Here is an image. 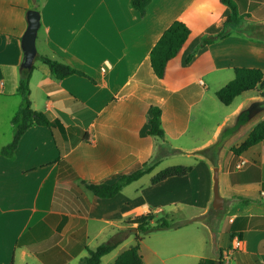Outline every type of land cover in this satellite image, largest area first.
Returning <instances> with one entry per match:
<instances>
[{
  "label": "crops",
  "instance_id": "obj_1",
  "mask_svg": "<svg viewBox=\"0 0 264 264\" xmlns=\"http://www.w3.org/2000/svg\"><path fill=\"white\" fill-rule=\"evenodd\" d=\"M254 5L264 11V0H249L250 15ZM31 10L41 15L31 106L65 131L33 126L10 160L2 149L13 140L11 122L23 100L22 38ZM231 14L221 0H152L145 17L131 0H0V264H85L89 250L126 231L122 244L101 261L114 264L142 239L137 226L131 233L125 221L149 213L172 227L141 241L145 264L221 258L223 264H264V141L240 156L232 151L264 121L263 111L232 131L241 114L264 99V88L237 97L226 111L206 105L209 99L216 104V93L235 79V69L264 72V40L233 26L226 38L198 48L202 38L224 30ZM175 21L189 25L192 34L159 79L151 51ZM37 57L89 77L59 80ZM153 108L162 111L163 139L148 134ZM208 111L223 112L221 121L211 137L196 139L195 131L207 129L202 119ZM216 145L215 164L202 152ZM61 153L79 183L114 184L145 165L153 171L115 198L101 199L82 185L78 194L66 189L72 174L61 177ZM170 156L193 159L182 164L193 171L153 185Z\"/></svg>",
  "mask_w": 264,
  "mask_h": 264
},
{
  "label": "trees",
  "instance_id": "obj_2",
  "mask_svg": "<svg viewBox=\"0 0 264 264\" xmlns=\"http://www.w3.org/2000/svg\"><path fill=\"white\" fill-rule=\"evenodd\" d=\"M152 0H131V6L139 11L142 17L147 14V8ZM221 3L228 6L232 14L228 18L224 30L216 36L202 38L198 48L205 47L226 38L229 35V29L233 26H239L245 20L250 18L248 13L249 0H221ZM251 38L264 40V25L254 26L252 25L246 32ZM192 34V29L189 25L182 21H175L161 36L157 44L151 51V65L159 79H164L167 74V68L169 63L176 58L184 45L188 41ZM194 54H191L187 63H190ZM38 60H42L47 64L51 70V73L59 80H63L73 75L82 77H89L82 71L72 68L64 63L51 60L47 57H37ZM34 67H24L21 72V79L18 87V92L22 96V104L19 111L12 119L13 126V140L10 144L6 145L2 149V155L7 159H13L15 151L17 150L19 143L25 133L33 126L48 127L51 130L61 129L65 131V128L59 121H51L44 113L35 111L30 102V80ZM92 80V79H91ZM94 82V80H92ZM264 88V72L259 69L238 68L235 69V79L228 85L220 89L216 93V97L224 106H230L237 97L244 93L251 91H260ZM162 111L159 108L152 109V116L149 120L150 128L148 134L150 136H157L165 138V131L162 128ZM246 121L241 117L236 125L232 128V131L238 130L241 125H244ZM264 141V121L257 124L247 140L239 147L233 148L232 151L236 156H240L250 148L260 144ZM217 146V145H216ZM219 146V145H218ZM213 149L210 148L202 153L207 157L212 158L213 162H217V154H213ZM217 153V151H215ZM58 163L61 167V177L65 172L73 174L71 167L67 166L63 160V154L58 159ZM193 166H172L164 169L153 176L151 182L153 185L160 184L170 178H182L188 176L193 171ZM153 167L145 165L143 168L136 172L122 176L114 184H89L86 181L80 180L82 186L88 191L101 199L115 198L124 188L132 183L139 181L144 176L152 173ZM155 221V216L152 213L136 216L132 219L125 221V225L128 228L137 226L139 233L149 234L153 231L169 229L172 226L166 221H159L156 225L152 226ZM128 232L120 231L109 242L102 244L96 250H89V257L84 260L85 264H101L102 258L111 252H113L127 237ZM143 239H137V245L131 247L129 250L123 252L116 260L114 264H145L143 257L140 253V243ZM199 264H223V259H203Z\"/></svg>",
  "mask_w": 264,
  "mask_h": 264
},
{
  "label": "rangeland",
  "instance_id": "obj_3",
  "mask_svg": "<svg viewBox=\"0 0 264 264\" xmlns=\"http://www.w3.org/2000/svg\"><path fill=\"white\" fill-rule=\"evenodd\" d=\"M260 9L261 8H259V6H257V5H254L253 6V8H252V14L250 15V18L245 19L241 23V25H239V29L241 31L247 32V29L249 27H251L252 25L258 26L259 24H256L257 22L264 21V11H259ZM214 103H216V104H213L210 99L208 100V102L206 103V105L208 106V109L209 110L210 109H214L215 108V105L216 106L218 105L217 107H219L220 109H222V111H226V106H224L223 104H221L217 98H214ZM236 103H238V102H235V104ZM222 115H223V112H218V111L209 112L208 111L207 117L202 119V122L204 124H206L207 129H206V131L205 130H202V129L195 131L193 133L194 136H195V138L196 139H203L205 137H208V138L211 137L212 134L214 133L215 129H216L217 123L219 121H221ZM218 149H219V146L218 145L215 146L214 149H213V152H214L213 154H216L215 151H217ZM177 157L175 158V157L170 156V157L166 158L163 161V163L160 165L161 171L164 170V169H167L169 167H172V166H178V165H182V164H186V165L193 164V159H181V158H177ZM67 176L68 177L66 178V180H68V181H67V184H65L66 189L73 190V191H75V193L77 192V194L79 193V191L82 192L83 188L81 187V184L79 183V181L77 180V178L74 175H67ZM89 195H91V197L94 198V196L92 194L89 193ZM131 196H134V193H132ZM166 221L169 222V224L171 222L167 218H166ZM156 223H158V222L155 221L152 224V226L156 225ZM132 229H134V228H132ZM132 232H135V230L131 231V233ZM153 232H156V231H153ZM153 232H151L149 234H144V233L140 232L139 234L141 235V238L142 239H147L149 241V240H151V237L153 235ZM170 233H174V232H170ZM104 236H103V238H104ZM100 240H103V239H100Z\"/></svg>",
  "mask_w": 264,
  "mask_h": 264
},
{
  "label": "water",
  "instance_id": "obj_4",
  "mask_svg": "<svg viewBox=\"0 0 264 264\" xmlns=\"http://www.w3.org/2000/svg\"><path fill=\"white\" fill-rule=\"evenodd\" d=\"M41 26V15L39 11L31 10L28 13V29L22 38L23 47V66L26 68H31L37 56L36 39L39 28ZM264 111V99L261 101L254 102L246 109L237 121L242 117L244 121H248L254 118L256 115ZM242 126V125H241ZM240 126V127H241ZM221 145H219V149ZM215 200L214 208L219 209L222 206V200L219 193V170L215 169ZM133 230H136L134 228Z\"/></svg>",
  "mask_w": 264,
  "mask_h": 264
},
{
  "label": "built area",
  "instance_id": "obj_5",
  "mask_svg": "<svg viewBox=\"0 0 264 264\" xmlns=\"http://www.w3.org/2000/svg\"><path fill=\"white\" fill-rule=\"evenodd\" d=\"M244 164H245V162L242 163V165H244ZM238 167L240 168V166H238ZM241 246H242V242H241V240H240V239H236L235 242H234V247H235L236 249H240Z\"/></svg>",
  "mask_w": 264,
  "mask_h": 264
}]
</instances>
